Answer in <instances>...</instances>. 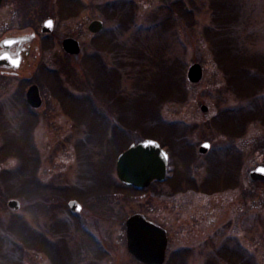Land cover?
Instances as JSON below:
<instances>
[{"label": "rangeland", "instance_id": "obj_1", "mask_svg": "<svg viewBox=\"0 0 264 264\" xmlns=\"http://www.w3.org/2000/svg\"><path fill=\"white\" fill-rule=\"evenodd\" d=\"M70 4L76 16L54 18L46 39V17L27 27V86L37 83L42 100L27 107V126L0 106V264H54L30 247L27 230L63 264H141L126 246L133 214L166 231L162 264H264V186L250 177L264 167V0ZM94 19L103 23L95 35L87 29ZM66 36L78 54L62 50ZM193 63L202 69L197 83L186 77ZM144 138L169 163L165 181L136 191L120 183L115 160ZM32 179L41 194L30 198Z\"/></svg>", "mask_w": 264, "mask_h": 264}, {"label": "water", "instance_id": "obj_2", "mask_svg": "<svg viewBox=\"0 0 264 264\" xmlns=\"http://www.w3.org/2000/svg\"><path fill=\"white\" fill-rule=\"evenodd\" d=\"M103 25L100 20H92L88 29L97 33ZM53 21L47 19L41 28L43 33L52 31ZM63 50L69 54H78L80 45L77 40L67 37L62 41ZM187 79L191 83L201 80L202 69L199 63H193L187 69ZM27 102L34 108L41 105V98L38 87L31 85L27 90ZM202 105L201 110L206 111ZM210 144L203 142L199 146V152L204 154L208 151ZM168 154L162 149L158 142L146 139L137 144H131L127 150L121 153L117 159L116 171L120 180L136 188L147 187L153 180L163 181L166 175ZM252 180H264V167L258 166L250 172ZM7 206L16 210L19 202L9 199ZM69 208L78 212L81 206L77 201L68 202ZM126 244L128 251L139 261L145 264H162L164 261L167 244L166 232L164 229L147 220L141 214H133L126 220Z\"/></svg>", "mask_w": 264, "mask_h": 264}, {"label": "flooded vegetation", "instance_id": "obj_3", "mask_svg": "<svg viewBox=\"0 0 264 264\" xmlns=\"http://www.w3.org/2000/svg\"><path fill=\"white\" fill-rule=\"evenodd\" d=\"M41 1L44 0H0V52L10 53L16 59V62L13 63L9 59L0 58V88H5L4 90L8 91V93L5 95L6 98L0 101V106L5 105L7 107L8 105L9 110L15 111L18 117H20L23 120H25L26 118L24 122V125L26 124V126H27L26 123L27 107L31 111L35 109L27 102V89L33 84L38 87L37 83H31L27 86L28 83L27 58L29 57L31 52L30 43L33 42V37L27 35V27L32 25L33 21L40 20L46 17L42 21L40 26V32H41L40 34H44L42 39L43 38L46 39L48 35L53 34L52 32L54 30V25H55L54 18H56V20H59L61 14L60 5H59L60 0H56V1L52 0L54 4H51L49 2H48L49 5L41 4L44 6L38 8L39 7L38 3ZM76 1L77 0H72L71 2L74 3ZM51 6L52 8H50L49 12L46 13L47 8ZM72 6H74V4H72ZM73 16H76V13H73ZM47 19H52L53 28L51 32L43 33L41 31V28L43 23ZM63 39L61 40V43ZM5 41H13V43H5ZM42 44L43 41H41V46ZM13 81H16L15 88H12ZM38 91H39V87H38ZM31 119L32 117L29 118L28 120ZM262 182L264 186V180ZM78 213L72 212V214L74 215H78ZM87 234L88 237L91 239V241H93L91 233L88 232ZM92 243L97 245V243L94 241ZM166 251H167V247H166ZM166 251H165V255H166ZM140 263L144 264L142 262Z\"/></svg>", "mask_w": 264, "mask_h": 264}, {"label": "trees", "instance_id": "obj_4", "mask_svg": "<svg viewBox=\"0 0 264 264\" xmlns=\"http://www.w3.org/2000/svg\"><path fill=\"white\" fill-rule=\"evenodd\" d=\"M70 3H72L71 2V0H60L59 1V5H60V12H61V14H60V17H68V15H65V14H69V15H73V13H75L74 12V8H73V6H72V4H70ZM63 15V16H62ZM127 16V15H126ZM126 18V17H125ZM96 43V42H95ZM100 42L98 41L97 42V45L99 44ZM108 44V42H106V41H103V42H101V44H99V47L102 45H105V46H108L107 45ZM108 48H109V46H108ZM110 49V48H109ZM94 56V57H93ZM92 57L93 58H95V57H98L97 56V54H94ZM94 61V60H93ZM92 61V62H93ZM50 79H52V82L54 83V81L53 80H55V77L53 78L52 76L51 77H49ZM56 78H58V75L56 74ZM257 78L256 77H253V79H251L250 78V81H251V83H252V85L254 86V88L255 87H257V86H259V84L260 83H257V80H256ZM49 80V79H48ZM260 87V86H259ZM76 100H78V99H76ZM9 146H11L12 147V145H10V144H8L6 147V151H8V149H10V147ZM31 158V159H30ZM29 159H30V164H31V169L27 166V172H28V169L32 172L33 171V169H34V167H35V162H34V160H33V158L32 157H30ZM24 167V169H25V166H23ZM30 184H31V186L32 187H30V186H27V192H28V188H29V192H28V194H29V196H30V198H32V197H36V196H39L38 194H41V193H38V191L36 190V189H34L35 187L38 189V188H40L39 187V184H37L33 179L30 181ZM37 184V185H36ZM27 185H28V182H27ZM39 200H41V199H39ZM25 235H27V237H29L28 239H29V242H28V244L30 245V247H32L33 249L34 248H37V249H42V250H45V251H48V253L50 254V257H51V259H52V261H53V263L54 264H63L62 262V260L61 259H59V257L57 256V253H56V251L54 250V249H52V246L50 245V244H48V242H47V240L44 238V236H42L41 234H39L41 237H40V239H38L39 241H40V244H38V245H35L31 240H33V238L35 237L34 236V234H35V232H32V231H29V230H27L25 233H24ZM35 242H36V240H35ZM52 253V256H51V253ZM54 252H55V254H54ZM56 256L58 257V258H56ZM60 261H62V262H60Z\"/></svg>", "mask_w": 264, "mask_h": 264}, {"label": "snow or ice", "instance_id": "obj_5", "mask_svg": "<svg viewBox=\"0 0 264 264\" xmlns=\"http://www.w3.org/2000/svg\"><path fill=\"white\" fill-rule=\"evenodd\" d=\"M5 43H13V41H5ZM0 58H3V59H9V60H11L13 63L16 62L15 57H13L12 54L7 53V52H0Z\"/></svg>", "mask_w": 264, "mask_h": 264}]
</instances>
